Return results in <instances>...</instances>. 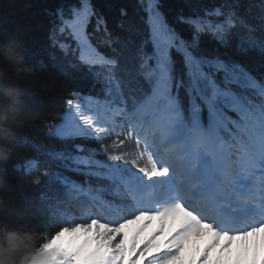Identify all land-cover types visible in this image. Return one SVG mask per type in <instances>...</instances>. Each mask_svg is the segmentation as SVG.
Listing matches in <instances>:
<instances>
[{
	"label": "snow or ice",
	"instance_id": "snow-or-ice-1",
	"mask_svg": "<svg viewBox=\"0 0 264 264\" xmlns=\"http://www.w3.org/2000/svg\"><path fill=\"white\" fill-rule=\"evenodd\" d=\"M140 12L123 36L93 0L50 13V47L102 95L70 92L45 126L60 147L32 183L67 219L24 264H264V0Z\"/></svg>",
	"mask_w": 264,
	"mask_h": 264
},
{
	"label": "trees",
	"instance_id": "trees-1",
	"mask_svg": "<svg viewBox=\"0 0 264 264\" xmlns=\"http://www.w3.org/2000/svg\"><path fill=\"white\" fill-rule=\"evenodd\" d=\"M66 0H0V56L2 46L9 40L18 42L17 51L22 55L26 67L34 70L31 81H21V107L29 112L16 137V151L8 161L0 164V185L11 200L0 206V234L6 230L30 231L37 237V246L47 234L54 233L67 219L66 210L58 205L53 193L47 198V178L41 177L39 185L32 179L48 166L43 146L60 147L46 134V124L65 110V99L72 91L83 95L101 96V86L96 84L85 68H71L67 59L57 49L50 47L49 30L51 15ZM177 10L184 0H163ZM107 20L108 29L114 36H123L129 20H138V0H93ZM127 12L120 15V8ZM123 25V26H122ZM86 147L99 145L93 141H78ZM29 157L38 162L37 168L23 175L14 168L16 156ZM104 158V157H100ZM77 180L83 177L74 176Z\"/></svg>",
	"mask_w": 264,
	"mask_h": 264
},
{
	"label": "clouds",
	"instance_id": "clouds-1",
	"mask_svg": "<svg viewBox=\"0 0 264 264\" xmlns=\"http://www.w3.org/2000/svg\"><path fill=\"white\" fill-rule=\"evenodd\" d=\"M18 42L9 40L2 46L0 56V164L8 161L17 150L16 137L29 116L21 107L20 82L31 81L35 72L26 67L17 51ZM11 200L0 185V206ZM37 237L30 231L6 230L0 234V264H24V257L37 248Z\"/></svg>",
	"mask_w": 264,
	"mask_h": 264
},
{
	"label": "rangeland",
	"instance_id": "rangeland-1",
	"mask_svg": "<svg viewBox=\"0 0 264 264\" xmlns=\"http://www.w3.org/2000/svg\"><path fill=\"white\" fill-rule=\"evenodd\" d=\"M66 110V109H65ZM65 110L60 114V116L65 112ZM54 119H56V122L59 123V119L58 117H55ZM149 231H151V229H149ZM202 242V241H201Z\"/></svg>",
	"mask_w": 264,
	"mask_h": 264
}]
</instances>
